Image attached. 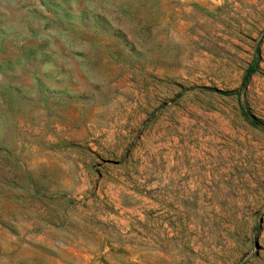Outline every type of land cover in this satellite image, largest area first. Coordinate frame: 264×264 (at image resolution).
I'll return each mask as SVG.
<instances>
[{"label": "rangeland", "instance_id": "rangeland-1", "mask_svg": "<svg viewBox=\"0 0 264 264\" xmlns=\"http://www.w3.org/2000/svg\"><path fill=\"white\" fill-rule=\"evenodd\" d=\"M241 107L264 0H0V264H264Z\"/></svg>", "mask_w": 264, "mask_h": 264}, {"label": "trees", "instance_id": "trees-1", "mask_svg": "<svg viewBox=\"0 0 264 264\" xmlns=\"http://www.w3.org/2000/svg\"><path fill=\"white\" fill-rule=\"evenodd\" d=\"M257 68H258V58H255L254 61L249 65V67L247 68V70L243 76L242 86L246 85L247 80L250 78V76L254 72H256ZM211 90H215L219 93L226 94V95L235 93V92H231V91H221L218 89H211ZM237 94H238V92H237ZM241 112L251 125L264 129V122L263 121H261V120L255 118L254 116L250 115L243 107H241Z\"/></svg>", "mask_w": 264, "mask_h": 264}]
</instances>
